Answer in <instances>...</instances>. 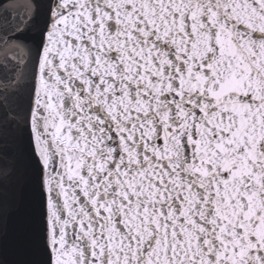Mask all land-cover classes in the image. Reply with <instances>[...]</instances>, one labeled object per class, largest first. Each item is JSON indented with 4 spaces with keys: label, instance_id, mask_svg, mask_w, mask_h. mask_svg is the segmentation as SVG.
I'll use <instances>...</instances> for the list:
<instances>
[{
    "label": "snow or ice",
    "instance_id": "6c2138e0",
    "mask_svg": "<svg viewBox=\"0 0 264 264\" xmlns=\"http://www.w3.org/2000/svg\"><path fill=\"white\" fill-rule=\"evenodd\" d=\"M0 264H264V0H0Z\"/></svg>",
    "mask_w": 264,
    "mask_h": 264
}]
</instances>
